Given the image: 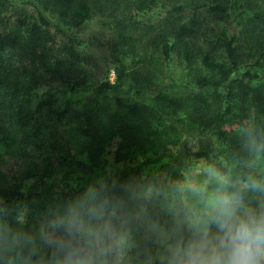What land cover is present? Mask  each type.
Returning a JSON list of instances; mask_svg holds the SVG:
<instances>
[{
	"label": "trees",
	"instance_id": "1",
	"mask_svg": "<svg viewBox=\"0 0 264 264\" xmlns=\"http://www.w3.org/2000/svg\"><path fill=\"white\" fill-rule=\"evenodd\" d=\"M205 7L228 31L216 35L211 55L200 52L192 62L187 44L193 43L179 28L184 6L0 0V158L17 165L10 175L0 171V217L39 231L52 209L102 182L121 200L117 212L127 215L122 264H167L170 241L135 218L148 189L204 156L264 182V174L235 167L248 158L250 136L264 143V0H230L229 7L211 0ZM152 15L160 32L151 40L162 64L170 68L174 52L186 54L176 63L186 75L172 84L141 60L144 37L157 30L147 18ZM94 18L111 32L110 62L104 63L112 82L92 81L72 38ZM131 90L148 95L146 103L130 97ZM149 208L153 219L171 224L159 208ZM102 260L111 264L106 246Z\"/></svg>",
	"mask_w": 264,
	"mask_h": 264
},
{
	"label": "clouds",
	"instance_id": "2",
	"mask_svg": "<svg viewBox=\"0 0 264 264\" xmlns=\"http://www.w3.org/2000/svg\"><path fill=\"white\" fill-rule=\"evenodd\" d=\"M247 159L264 162V143L249 137ZM139 199L136 220L170 241L167 264H264V182L237 175L217 157H194L176 175ZM149 205L171 220L163 225ZM121 200L97 182L74 200L52 209L39 231L0 217V264H104L106 241Z\"/></svg>",
	"mask_w": 264,
	"mask_h": 264
},
{
	"label": "rangeland",
	"instance_id": "3",
	"mask_svg": "<svg viewBox=\"0 0 264 264\" xmlns=\"http://www.w3.org/2000/svg\"><path fill=\"white\" fill-rule=\"evenodd\" d=\"M163 2L170 6L180 5L185 7L184 12L178 15L181 17L179 20V28L180 26L186 28L188 31L187 36L185 37L187 39V43L190 41L193 43L187 44V46H190L192 50L191 54H194L192 62H197L195 57L198 59V54L200 52L205 54L210 53L211 55V52L215 51L214 39H216V35L226 31L223 25L217 23V17L207 13L208 9L205 5L206 3L211 2V0H163ZM229 2L230 0H221V3H223L224 6L227 5V7H229ZM157 7L159 13H162L161 8H159V6ZM151 13L152 12H150V14ZM147 18L151 24H154L157 30L151 31L148 36L144 37L142 43L145 46L147 45V47L141 50L144 54L142 55L143 57L141 60L145 62L144 65L148 68L155 70V74L159 76L160 81L166 82L167 84L170 82L172 84L173 81H179L180 77L182 78L186 74L182 73L180 66L176 63L179 62V58H181V61L186 54L183 53L181 55L174 52L175 54L172 60L174 63H171L170 68L166 63L162 64L165 61L160 56L156 55V49L153 47V42L151 40L154 36H156L157 32H160V29L155 24L157 22V18L156 15L147 16ZM110 33V30L102 23L101 19L94 18L83 29L72 36V38L75 39L76 47L83 58L82 62H85L88 70L92 74L93 82H101L104 77L111 82L114 80L112 68H110L107 63H104L110 62ZM146 40L148 41V44ZM55 42H57V39ZM212 54L214 56V53ZM107 69H109V72L105 75L104 73ZM46 90L47 87H44L38 91L44 92ZM128 95L134 100L142 103H146V99L148 97L146 94L136 93L133 90H131V92L129 91ZM189 147L192 149V152H194L196 150L195 142H191ZM74 152H76L78 159L84 158L82 154L77 153L78 147H75ZM16 168L17 165L12 160H9L8 158H0V171L3 173L10 175ZM252 169L264 174V162H257ZM126 218L127 215L125 212H117V216L112 222L113 235L105 243L111 258V264H122L123 257L126 253L128 244L126 236ZM158 239L161 240L159 237Z\"/></svg>",
	"mask_w": 264,
	"mask_h": 264
}]
</instances>
